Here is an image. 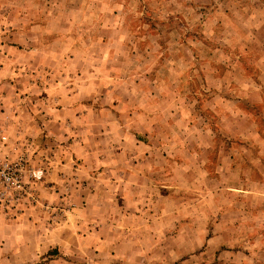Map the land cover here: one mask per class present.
Instances as JSON below:
<instances>
[{
	"label": "rangeland",
	"instance_id": "obj_1",
	"mask_svg": "<svg viewBox=\"0 0 264 264\" xmlns=\"http://www.w3.org/2000/svg\"><path fill=\"white\" fill-rule=\"evenodd\" d=\"M107 81L119 111L151 116L165 172L126 216L100 204L85 219L64 178L44 199L68 134L43 116ZM3 136L30 195L0 198V219L39 214L21 264H264V0H0ZM12 233L0 264H16Z\"/></svg>",
	"mask_w": 264,
	"mask_h": 264
},
{
	"label": "crops",
	"instance_id": "obj_2",
	"mask_svg": "<svg viewBox=\"0 0 264 264\" xmlns=\"http://www.w3.org/2000/svg\"><path fill=\"white\" fill-rule=\"evenodd\" d=\"M105 84L108 85L103 89L104 96L95 102L89 97L84 99L83 95L86 94L84 87L79 88L77 85L71 97L66 94L62 100H55L63 103L62 108L52 110L43 116L46 131L53 125L55 127L59 125L63 132L68 134V148L62 152L63 157L58 158L60 166L55 165L47 183H43L44 199L51 200L60 195L56 192L57 186H53V182L56 181L55 178L59 180L64 178L59 185L68 183L77 206L74 211L77 210L85 219H88V209L93 208L95 213V210L102 206L100 204L115 210L120 217L126 216L124 213L128 212V207L140 206L137 193L142 191V186L157 184L152 178L155 173L163 181L165 172L164 167H159L164 161V148L159 144L153 145L159 140L146 134V130L152 125L149 121L152 120L151 116L143 109L135 113H127L124 109L123 112L119 111L123 105L114 97L115 82L107 81ZM100 85L95 84V90H99ZM110 96L111 99L108 100L107 97ZM99 101L101 102L98 103ZM142 133L144 135L141 136ZM44 136L49 138L46 134ZM158 157L159 162H155ZM62 161L66 164L64 165ZM63 172L65 174L62 176ZM36 211L27 210L13 222L0 219L5 223L0 228V240L5 239L6 232L13 230L12 239L18 251L12 255L11 260L16 264H21L24 262L22 260L30 257L24 254L29 248L32 250L25 235L35 233L36 219L39 216ZM106 219L111 220L110 217L102 219L95 217V223L108 224L109 221ZM97 228L100 227L95 225V234L101 233L102 229L99 231ZM2 245L4 250L9 248L5 243Z\"/></svg>",
	"mask_w": 264,
	"mask_h": 264
},
{
	"label": "built area",
	"instance_id": "obj_3",
	"mask_svg": "<svg viewBox=\"0 0 264 264\" xmlns=\"http://www.w3.org/2000/svg\"><path fill=\"white\" fill-rule=\"evenodd\" d=\"M6 141L7 138L3 136L0 148L2 145L4 146ZM28 171L27 161L23 157L15 161L0 160V198L19 201L24 192L30 195V189L26 182ZM30 176L35 177V172L31 173Z\"/></svg>",
	"mask_w": 264,
	"mask_h": 264
}]
</instances>
